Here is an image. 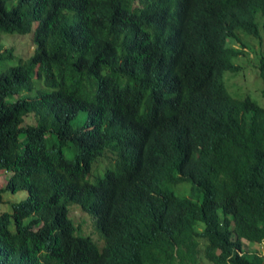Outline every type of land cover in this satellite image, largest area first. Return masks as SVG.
Segmentation results:
<instances>
[{"label": "trees", "instance_id": "trees-1", "mask_svg": "<svg viewBox=\"0 0 264 264\" xmlns=\"http://www.w3.org/2000/svg\"><path fill=\"white\" fill-rule=\"evenodd\" d=\"M28 1L0 0V33L32 31L34 44L0 72V200L26 192L0 212V264H264L243 241L264 242V108L210 73L237 70L231 58L242 51L224 47L225 36L241 28L259 37L264 0H222L219 41L204 22L219 0H32L25 10ZM12 49L0 42V61ZM257 57L264 83V53ZM170 96L184 102L171 126L198 161L146 153L147 138L170 127L168 115L153 121L147 109ZM201 158V182L187 176L199 202L140 198L143 208H170L156 222L114 204L125 179L169 182ZM97 160L109 168L90 183ZM150 168V178L140 175ZM72 203L104 230L103 250L88 251Z\"/></svg>", "mask_w": 264, "mask_h": 264}, {"label": "clouds", "instance_id": "clouds-1", "mask_svg": "<svg viewBox=\"0 0 264 264\" xmlns=\"http://www.w3.org/2000/svg\"><path fill=\"white\" fill-rule=\"evenodd\" d=\"M219 3L222 7L221 9H217V12L213 13L212 16H205L204 17V22L209 26L212 34L216 37L217 40H218L219 35H225V29L227 26L226 7L223 5L222 0H219ZM195 8L197 10H200V9H202V5L195 4ZM238 31H243L249 35L254 36L255 38H257L259 40V50H260L261 46H263V51L260 50L261 56H262L264 53V32L261 28V25H260V36L259 37L257 35H253V34L247 32L244 29H241V28L236 29L234 31V33H235L234 36H229V35L225 36L224 47L229 48V49H233V50L234 49L241 50L242 53L238 54L237 58H240L239 57L240 55H242V56L244 55V53L247 51V47H246L245 42H244L243 37H242L243 33L238 32ZM232 59L233 58H231V62H232ZM258 61H259V58H258ZM258 61L255 63L256 68H257ZM233 64L237 67L236 71H239L241 69V66L239 64L238 65L235 63H233ZM226 70H228V69H223L222 71H216V70L210 71L211 75L214 78H217L220 75V78H221L225 87H226V85L223 81L222 75H223V72ZM257 70H258V68H257ZM232 72H234V71H232ZM258 75H259V73H258ZM173 97L174 96H170V97L166 98V103L162 106H159L155 109L152 107H149L147 109V111L150 114H152L151 117H152L153 121H156L157 119L161 118L164 115H168L170 127L165 126V128H164L165 134L160 138H151V137L147 138L146 144H145L146 153L150 156H153V155L164 156V157L168 158L174 165L178 164L181 161L182 157L185 156L187 153H189L188 155H189L190 159L198 161L200 154L198 152H196L194 149H191L192 143L189 142L190 139L177 138V129H175L173 126H171V122L175 118H177V108L180 105L184 104V102L180 96H175L174 98ZM192 141H194V140H192ZM97 162H99V160H97L94 164H92L93 169H96L95 164ZM201 163H202V158L200 159L199 164L197 165L195 170L189 174H186L183 170L178 169L176 167L174 179L172 181H169V182L161 181L158 183L152 179L136 180V178L125 179V178L120 177V179L126 180V184H122L120 187V191L118 193H116V198H115L114 204L117 207L124 209V210L137 211L141 217H146L149 220L156 222L162 215L169 213L170 208H163L162 206H160L158 204H154V203H152L150 206H147L146 208H143L141 203H140V198L150 200L149 195H152L153 199H162V198H171V197H179V198H186L187 199L189 197L178 195L172 188L173 186H175V185H177L183 181H190L193 184L194 189L201 192L200 188L191 179L187 178L188 175H192L194 177H198L200 182H201V180H202L201 175L203 173V170L200 168ZM92 166L90 168V171L92 169ZM106 168H109V164L104 165L103 174H104ZM118 170L121 173V169L118 168ZM90 171H89V173H90ZM152 174H153V169L150 168V169L144 170L140 175L143 177H146V178H150ZM101 177H99V178H101ZM99 178H97L94 182H91L88 178V182L95 183ZM201 189H203L202 185H201ZM72 204L78 205L81 208V206L78 203H76V204L72 203ZM70 206H72V205H70ZM70 206H68V209L70 208ZM85 213L90 216L91 220L94 219L93 216L89 212L86 211ZM68 216H69V211H68ZM137 222H139V223L142 222V219H138ZM73 223H74V221H73ZM92 224H93V220H92ZM74 225H75V223H74ZM93 228H94V226H93ZM77 229H78L79 233H81L82 235L84 234V233L80 232L78 227H77ZM94 230H95V228H94ZM96 230H95V232H96ZM97 232L99 233L100 236L97 234ZM97 232H96V234L98 235L99 238L100 237L101 238H100V242H98L97 240L96 241L99 244H101V239H102L103 243H104L101 248L97 245V243L95 241L92 240L91 237L87 236V234L83 235V237H86L85 241L89 245V248H88L89 252H96V250L94 248L95 245L99 251L103 250V248L105 246L104 238H102V233H105V232L102 229V227H100V229H98ZM243 241H244V244L246 246H249V247L251 246V244H255L254 247H252L251 249L248 248L249 250L258 251L259 246H262V245L264 246L263 241L262 242H253V243H249L247 240H244V239H243ZM259 253L264 255V250H262V252H259ZM135 264H138V263L136 262ZM190 264H198V263H190Z\"/></svg>", "mask_w": 264, "mask_h": 264}, {"label": "rangeland", "instance_id": "rangeland-1", "mask_svg": "<svg viewBox=\"0 0 264 264\" xmlns=\"http://www.w3.org/2000/svg\"><path fill=\"white\" fill-rule=\"evenodd\" d=\"M31 4L32 0L30 2H26L24 4L25 10H29ZM238 32L243 33L242 37L247 47V51L243 56L240 55V58L234 57L232 59V62L237 65L239 64L241 66V69L234 72L229 70L224 71L222 75L223 81L231 96L238 99L249 97L261 107H264V96L262 95L264 83L258 75V70L255 64L258 61L257 55L261 54L260 50L263 51V46H261L259 50V40L257 38L243 31ZM0 42L3 46V49L7 47H13V56L0 61V72L10 66L16 65L20 59H27L34 52L32 31L26 34L0 33ZM84 116H86V112H79L77 114L78 118L76 119V122L83 119ZM27 121L30 123L33 120L27 119ZM67 156H71V154L67 152ZM106 164L107 162H105L104 160H99V162L95 164L96 169H93L92 166V169L88 175V178L91 182H94L97 178L103 175L104 165ZM5 182L6 173L4 171H0V186L4 185ZM172 188L178 195L189 197L197 202L201 200V192L195 190L193 184L190 181H183L173 186ZM25 196V191H17L15 193L7 191L3 193L2 199L0 200V212L10 211L11 203L17 202L23 199ZM70 205L69 216L72 218L75 225L79 228L80 232L84 233L83 235L87 234V236L91 237L92 240L95 241L101 248L104 244L103 240L101 239V244L98 243L100 242L101 237H98L99 233L95 229L98 235L96 234L90 216L86 214L78 205ZM254 245L255 244H251L250 247H247L251 249L252 247H254ZM262 250H264L263 245L259 246L258 252H262Z\"/></svg>", "mask_w": 264, "mask_h": 264}]
</instances>
